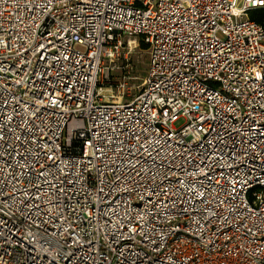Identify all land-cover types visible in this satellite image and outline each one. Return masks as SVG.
I'll return each instance as SVG.
<instances>
[{"label":"built area","instance_id":"built-area-1","mask_svg":"<svg viewBox=\"0 0 264 264\" xmlns=\"http://www.w3.org/2000/svg\"><path fill=\"white\" fill-rule=\"evenodd\" d=\"M258 8L0 0V264H264ZM132 39L143 87L105 99Z\"/></svg>","mask_w":264,"mask_h":264},{"label":"rangeland","instance_id":"rangeland-1","mask_svg":"<svg viewBox=\"0 0 264 264\" xmlns=\"http://www.w3.org/2000/svg\"><path fill=\"white\" fill-rule=\"evenodd\" d=\"M148 63V50L139 39H132L120 47L118 54L104 59L101 86L105 99L125 102L143 87ZM185 122L183 117L174 122L175 127Z\"/></svg>","mask_w":264,"mask_h":264},{"label":"trees","instance_id":"trees-1","mask_svg":"<svg viewBox=\"0 0 264 264\" xmlns=\"http://www.w3.org/2000/svg\"><path fill=\"white\" fill-rule=\"evenodd\" d=\"M249 18L260 23L264 27V8H258V9L251 10L249 12ZM143 45L145 46L144 43Z\"/></svg>","mask_w":264,"mask_h":264}]
</instances>
